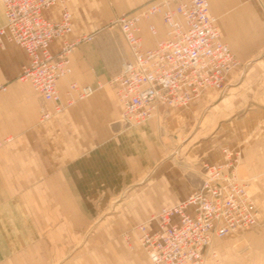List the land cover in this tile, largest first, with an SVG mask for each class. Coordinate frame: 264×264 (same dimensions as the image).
I'll return each mask as SVG.
<instances>
[{"label":"crops","instance_id":"obj_1","mask_svg":"<svg viewBox=\"0 0 264 264\" xmlns=\"http://www.w3.org/2000/svg\"><path fill=\"white\" fill-rule=\"evenodd\" d=\"M151 1L67 0L73 13L70 37H96L73 53V71L58 83L62 96L71 81L104 86L48 120L40 118L42 98L20 77L30 63L27 52L14 42L0 45V264H153L136 234L128 242L119 229L93 228L100 217L97 207L121 206V198L134 193L139 197V178L164 153L153 119L130 128L121 122L122 104L113 84L130 51L109 24ZM209 1L222 40L237 57L264 47V0ZM44 15L58 20L61 7ZM142 24L145 46H153L157 38L149 33L147 21ZM61 43L56 39L52 50ZM222 160L221 151L211 162ZM186 196L153 197L151 205H172ZM152 216L147 219L150 228L155 226Z\"/></svg>","mask_w":264,"mask_h":264},{"label":"built area","instance_id":"obj_2","mask_svg":"<svg viewBox=\"0 0 264 264\" xmlns=\"http://www.w3.org/2000/svg\"><path fill=\"white\" fill-rule=\"evenodd\" d=\"M1 1L5 22L0 23V45L14 42L27 52L30 63L20 77L42 98L41 120L104 86L71 81L62 96L58 83L72 73L73 53L95 36L70 37L73 13L67 0ZM56 5L61 7L60 19L47 18L44 11ZM218 19L209 0H152L111 20L109 27L120 31L130 51L113 79L126 128L144 124L161 105L186 106L209 89L224 88L240 61L222 40ZM144 21L157 38L153 46H145ZM59 38L62 43L54 52L52 43ZM222 153V161L203 164L198 187L151 217L153 228L145 221L124 233L128 241L137 235L153 264H204L214 240L258 224L259 208L238 174L241 151L224 146Z\"/></svg>","mask_w":264,"mask_h":264},{"label":"rangeland","instance_id":"obj_3","mask_svg":"<svg viewBox=\"0 0 264 264\" xmlns=\"http://www.w3.org/2000/svg\"><path fill=\"white\" fill-rule=\"evenodd\" d=\"M105 1L114 4L113 0ZM112 30L128 47L120 31ZM237 58L240 65L224 88L209 89L186 106H159L151 118L164 149L159 163L139 178V197L135 193L129 197V191L121 198V206L96 208L100 217L95 230L119 229L125 233L148 221L169 204L165 201L152 206L153 197L183 198L202 182L203 164L218 160L222 148L231 145L245 155L238 174L249 185L259 208V221L253 228L214 240L204 264H264V47ZM139 247L143 248L141 244Z\"/></svg>","mask_w":264,"mask_h":264}]
</instances>
